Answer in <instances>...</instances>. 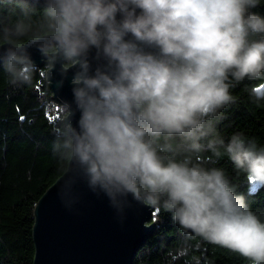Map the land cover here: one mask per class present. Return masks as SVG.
Masks as SVG:
<instances>
[{"label": "clouds", "instance_id": "clouds-1", "mask_svg": "<svg viewBox=\"0 0 264 264\" xmlns=\"http://www.w3.org/2000/svg\"><path fill=\"white\" fill-rule=\"evenodd\" d=\"M264 0H0V70L12 89L38 73L70 87L52 152L57 193L79 186L123 224L134 205L169 214L182 239L167 264H211L203 244L264 264V143L220 125L244 81H264ZM257 104L264 98L250 93Z\"/></svg>", "mask_w": 264, "mask_h": 264}, {"label": "trees", "instance_id": "trees-1", "mask_svg": "<svg viewBox=\"0 0 264 264\" xmlns=\"http://www.w3.org/2000/svg\"><path fill=\"white\" fill-rule=\"evenodd\" d=\"M44 73L45 67H38L31 89H12L0 70V264H33L35 207L63 175L52 152L55 128L63 117L49 119L53 93ZM252 92L264 98V81H244L234 90L237 102L226 110L220 130L225 135L243 131L264 143V100L257 104ZM220 164L246 194L250 180L236 173L227 159ZM257 188L252 207L264 209V187ZM152 222L156 224L154 234L133 264H167L169 252L182 239L169 214L155 209ZM199 254L211 264H248L243 257L207 243Z\"/></svg>", "mask_w": 264, "mask_h": 264}, {"label": "water", "instance_id": "water-1", "mask_svg": "<svg viewBox=\"0 0 264 264\" xmlns=\"http://www.w3.org/2000/svg\"><path fill=\"white\" fill-rule=\"evenodd\" d=\"M38 67L39 55L34 52ZM47 84L56 102L70 99V87ZM63 176V175H62ZM62 176L35 207L33 264H133L136 254L152 238L155 209L134 205L121 224L106 199L97 198L80 185V201L69 210L57 193Z\"/></svg>", "mask_w": 264, "mask_h": 264}, {"label": "built area", "instance_id": "built-area-1", "mask_svg": "<svg viewBox=\"0 0 264 264\" xmlns=\"http://www.w3.org/2000/svg\"><path fill=\"white\" fill-rule=\"evenodd\" d=\"M45 78H46V75H45ZM48 115H49L50 121H53L58 116H61L64 118V114L61 111L60 102H56L53 97H52V101L50 102L48 106Z\"/></svg>", "mask_w": 264, "mask_h": 264}, {"label": "rangeland", "instance_id": "rangeland-1", "mask_svg": "<svg viewBox=\"0 0 264 264\" xmlns=\"http://www.w3.org/2000/svg\"><path fill=\"white\" fill-rule=\"evenodd\" d=\"M258 186H259V184H257L254 181L250 180V186H249V188L256 189Z\"/></svg>", "mask_w": 264, "mask_h": 264}]
</instances>
